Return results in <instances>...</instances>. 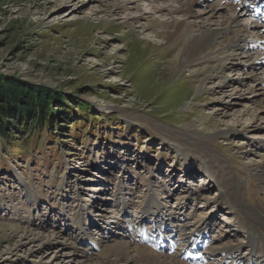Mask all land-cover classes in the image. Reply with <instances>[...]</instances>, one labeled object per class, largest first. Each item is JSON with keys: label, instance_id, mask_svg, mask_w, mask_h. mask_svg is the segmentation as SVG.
Listing matches in <instances>:
<instances>
[{"label": "rangeland", "instance_id": "1", "mask_svg": "<svg viewBox=\"0 0 264 264\" xmlns=\"http://www.w3.org/2000/svg\"><path fill=\"white\" fill-rule=\"evenodd\" d=\"M168 1L0 0V75L66 99L52 106L51 124L0 138V264H102L115 242L195 264L176 254L177 245L173 251L140 235L176 243L183 228L207 240L198 250L203 264L227 245L242 242L246 253L248 233L235 226L237 207L226 197L264 213L257 177L264 171V58L254 65L264 29L257 37L250 27L261 17L250 12L227 33H242L244 23L258 47L248 56L228 50L226 68L198 90L201 65L176 61L168 69L167 45L154 36L151 18L169 16L152 15L149 4ZM217 1L198 0L190 14L174 16L194 28L199 20L229 24L227 8L210 15ZM234 1L240 10L257 4ZM216 160L234 177L233 194L220 189ZM151 195L159 206L147 214ZM200 246L187 249L197 256L192 247Z\"/></svg>", "mask_w": 264, "mask_h": 264}, {"label": "bare ground", "instance_id": "2", "mask_svg": "<svg viewBox=\"0 0 264 264\" xmlns=\"http://www.w3.org/2000/svg\"><path fill=\"white\" fill-rule=\"evenodd\" d=\"M169 1H171L172 3L165 5H156L150 2L149 12L152 15L155 12H162V10H166L165 15L169 16L168 20H160L154 17L151 18V22L155 23V26L158 27H154L152 30L154 32V36L162 38L165 41L164 43L167 45L166 52L169 53L170 57L169 60L165 61V65H167L168 69H173L176 61L178 62L180 67L201 65L200 67H202V70L200 69L199 73L202 74V72H206V74L201 78L198 90L204 88V84L206 83V81L215 76L218 77L219 73L226 68V62H221V58L224 57L223 55L228 50L236 51L242 49L243 52H246L247 54H245L248 56L251 55V49L258 47V41L251 40L248 36L245 35V33H247L248 29L251 27L253 28V32L255 33V35H257V37L262 36V29H264L263 20L255 21L253 23L251 22L250 27L243 23V25L241 26L243 29H240L242 33H240L239 31H235L233 36H228L227 33L234 31V27H237L239 29L238 20L240 19V17L245 16L250 12H255L257 14L259 13L264 16V8L260 7L262 0H257L259 1L257 5L245 4L246 6H243V10H240L239 8L243 4L241 2H235L234 0H219L213 5L210 4V8L208 10L210 15H214L217 7L227 8L228 11L231 12V15L227 18L229 19V24L221 25L218 28H212L201 20H199L200 25L198 26V28H194L196 22L187 20L186 18L185 19L187 21L183 20V18L178 19L174 16V13L177 12L190 14L192 12V4L198 0ZM249 7L253 8L251 9ZM139 9L140 8L138 6V10ZM223 42L224 44H222ZM235 54L237 53L233 52L232 57H234ZM229 55L230 54H228V56ZM258 57L259 58L256 60V62H254V65H258L259 59L264 58V49L258 52ZM225 85L226 84L223 82L221 84H218V87H225ZM215 163L216 165L214 168H216L222 176L217 179L218 185L220 189L223 190V192H225L226 194H228L229 191L230 195V186L232 187L231 184L234 183V177L229 173L222 174L221 171H223V166L221 162L216 160ZM214 172H216V170ZM257 175L258 179L264 180V171L261 170ZM226 199V202L230 203L231 206L234 202L237 207L234 211L236 214L235 226H237L238 229L246 231L248 233L249 237L247 239V242L244 244L248 249L245 248L246 253H242L240 250L242 249L241 246L243 245V243L239 242L240 244L227 245V247L221 249L220 257L214 259L211 256H207L206 258H204V260H207L208 264H264V213L259 208L254 206L250 208L251 212L247 211L245 208H243L241 202L239 201L240 199H232L229 196H227ZM158 206L159 203L156 200V197L151 195L147 198L144 205L145 210L143 211H146L147 214H149V212H152L151 214H153L155 210H157L156 208H158ZM10 229H12L13 232H19V228L17 227L11 226ZM190 230L186 231L185 228L180 230L181 243L177 239L176 243L173 241L175 239H172V241H165L164 238L160 239V237L158 236L152 237V235L144 232L140 235L144 240L153 242L154 244L155 242H157V244H161L162 247L164 246V248L168 245L169 247L173 248V251L174 247L177 245L175 249L177 255L197 264L201 260L202 256L201 254V256H199L198 250L206 246V243L208 242L206 239L203 240L195 237V232H190ZM28 235H21L20 237H27V239L40 237V233L35 234L36 236L33 237H29ZM31 235L33 234L31 233ZM199 243H201L200 247H197L195 249L194 247H192V249L198 253L197 256L191 251V249H187L189 245L193 246L194 244L196 245ZM183 245H185V247H183ZM214 251L216 250H212L211 253H213ZM179 252L181 253L179 254ZM101 262L102 264H190L186 263L185 261L176 259L174 255L171 256L167 253L158 252L154 249L152 250L151 247H132L129 242H115L113 244H110L106 252L103 254Z\"/></svg>", "mask_w": 264, "mask_h": 264}, {"label": "trees", "instance_id": "3", "mask_svg": "<svg viewBox=\"0 0 264 264\" xmlns=\"http://www.w3.org/2000/svg\"><path fill=\"white\" fill-rule=\"evenodd\" d=\"M59 102H66V99L55 90L16 83L0 75V138H7L12 130L24 129V133H29L34 125L51 124L58 113L52 106Z\"/></svg>", "mask_w": 264, "mask_h": 264}, {"label": "water", "instance_id": "4", "mask_svg": "<svg viewBox=\"0 0 264 264\" xmlns=\"http://www.w3.org/2000/svg\"><path fill=\"white\" fill-rule=\"evenodd\" d=\"M43 86V85H42ZM46 87V86H45Z\"/></svg>", "mask_w": 264, "mask_h": 264}]
</instances>
